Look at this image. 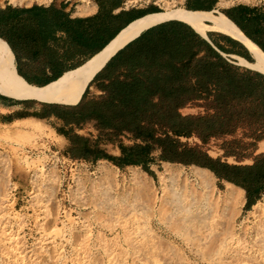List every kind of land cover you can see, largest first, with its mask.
I'll return each mask as SVG.
<instances>
[{
    "label": "trees",
    "instance_id": "16d2710c",
    "mask_svg": "<svg viewBox=\"0 0 264 264\" xmlns=\"http://www.w3.org/2000/svg\"><path fill=\"white\" fill-rule=\"evenodd\" d=\"M216 1L187 0L184 7L211 11ZM94 2L95 14L75 18L53 4L0 6V49L17 74L45 86L89 60L133 20L160 11L153 5L125 9L123 0ZM221 12L264 53V3ZM206 36L178 20L157 23L117 50L76 104L38 101L39 111L22 117L60 120L53 128L66 138L65 155L73 160L140 167L151 176L150 167L160 162L205 168L218 185L241 188L249 210L264 195V151L258 152L264 74L227 56L253 61L238 41L213 31ZM185 107L198 111L184 114ZM108 145L118 154H109ZM212 147L220 156L209 154Z\"/></svg>",
    "mask_w": 264,
    "mask_h": 264
},
{
    "label": "rangeland",
    "instance_id": "374dc122",
    "mask_svg": "<svg viewBox=\"0 0 264 264\" xmlns=\"http://www.w3.org/2000/svg\"><path fill=\"white\" fill-rule=\"evenodd\" d=\"M51 1L62 0L0 4ZM66 1L78 5L79 13L93 5ZM129 1L127 8L156 2L164 11L186 0ZM228 1L226 6L264 3ZM234 57L229 58L257 70ZM197 111L185 107L182 113ZM58 124L40 119V132L25 129L22 137L8 138L3 136L7 124L0 125V264H264V195L249 210L243 209L244 199L230 211L214 204L226 188L215 177L203 201L192 166L160 162L150 167L151 176L140 167L120 170L103 160H73L53 128ZM104 148L118 154L110 145ZM209 154L221 152L212 147ZM166 167L176 175L172 184L161 179ZM192 214L202 220L190 221Z\"/></svg>",
    "mask_w": 264,
    "mask_h": 264
},
{
    "label": "bare ground",
    "instance_id": "6f19581e",
    "mask_svg": "<svg viewBox=\"0 0 264 264\" xmlns=\"http://www.w3.org/2000/svg\"><path fill=\"white\" fill-rule=\"evenodd\" d=\"M13 1L22 2L24 0ZM228 3V0H219L217 5L219 7H224ZM177 4H174L175 6L169 8L166 7L164 11L148 13L138 18L125 30L118 34L114 39H112L100 52L92 56V58H89V60H87L81 66L67 71L66 73L61 75L60 78L45 86H35L28 84L22 77L17 74L12 58L5 51L0 49V69L5 71L9 76V82L7 85L8 91L15 96L34 99L44 103H57L66 105L76 104L80 99L88 82L117 50H119L127 42L135 38L145 29L150 28L157 23L172 19L188 24L198 34L204 37L206 36V30H209L222 33L239 41L249 51L254 61L253 64H248L255 66L257 71L264 74V53L255 44L248 40L235 26V24L231 20H229L222 12H219L217 10H189L181 4L178 6ZM94 7V5H91V7L84 6L82 11L84 13H88L93 11ZM241 60L242 62H245L243 58H241ZM39 122L40 119L34 117L15 120L5 125L6 130L3 132V136L6 138L13 135L14 137H16L15 135L21 136V133L24 132L25 129H28L30 133H36L40 130ZM57 138L61 139L60 136H57ZM263 149L264 141H261L258 144V151L261 152V150ZM191 166L193 168V176L196 178V180L204 190L203 201H207L209 197L208 194L212 188V181L214 179V176L209 170L205 168L194 165ZM163 175L164 177H162L161 179L164 182L169 181L171 184L174 183L176 175L171 168L166 167L164 169ZM224 184L226 185V188L221 193L220 197L216 201H214V204L221 205L226 210L229 209L230 211H233L244 201V191L229 182L224 181ZM195 199L190 196V201L192 203L195 202ZM179 201L178 204H181L179 203ZM188 217L190 221L196 220V222H200L202 220V217L198 215L192 214Z\"/></svg>",
    "mask_w": 264,
    "mask_h": 264
},
{
    "label": "crops",
    "instance_id": "0c3cea01",
    "mask_svg": "<svg viewBox=\"0 0 264 264\" xmlns=\"http://www.w3.org/2000/svg\"><path fill=\"white\" fill-rule=\"evenodd\" d=\"M187 1V0H186ZM185 1V3H186ZM219 0L216 1V3L213 5L211 11L213 9H215V7L217 6V3H218ZM91 4H93L95 7H94V10L93 12L91 13H79L77 12V6L75 7L72 3H69L67 2L66 0H62V1H51V2H48V3H31V4H13L11 2H7V3H4V4H0L1 7H4L5 4H11L12 6H19V7H30L32 6L33 4H37V5H43L45 7L53 4L57 9H62L63 12L69 14V16L71 18H75V17H87V16H91L93 14H95L97 12V4L94 2V0L90 1ZM239 4H242V5H250V6H253V5H258V4H246V3H237V4H234V5H229V6H225L224 8H220V11L221 10H224V9H229L233 6H236V5H239ZM185 6V4H184ZM147 7V6H146ZM146 7H136V8H146ZM125 9H128V8H125ZM119 9L115 10V12H117ZM190 10V9H189ZM154 13V12H153ZM148 14V13H147ZM144 16V15H143ZM226 16V15H225ZM142 17V16H141ZM227 17V16H226ZM140 18V17H139ZM138 19V18H137ZM136 20V19H135ZM134 21V20H133ZM132 21V22H133ZM130 22V23H132ZM128 23V25L130 24ZM127 25V26H128ZM126 26V27H127ZM125 27V28H126ZM123 30V29H122ZM121 30V31H122ZM120 31V32H121ZM119 32V33H120ZM209 32V31H208ZM118 33V34H119ZM219 33V32H217ZM117 34V35H118ZM222 34V33H221ZM116 35V36H117ZM204 37V36H203ZM204 38L207 39V36H205ZM231 38V37H230ZM233 39V38H232ZM112 40V39H111ZM235 40V39H234ZM249 40V39H248ZM237 41V40H236ZM239 42V41H238ZM240 43V42H239ZM254 44V43H253ZM243 45V44H242ZM244 46V45H243ZM245 47V46H244ZM248 51V50H247ZM100 52V51H99ZM249 52V51H248ZM97 54V53H96ZM250 54V53H249ZM95 55V54H94ZM93 55V56H94ZM226 56V55H224ZM228 57H233L235 58L234 56L236 55H227ZM251 56V55H250ZM239 57V56H238ZM92 58V57H91ZM241 58V57H240ZM252 58V57H251ZM236 59V58H235ZM245 60V59H244ZM246 61V60H245ZM248 62V61H246ZM85 63V62H84ZM237 63V62H236ZM83 64V63H82ZM81 64V65H82ZM238 64V63H237ZM80 65V66H81ZM240 65V64H238ZM244 66V65H243ZM79 67V66H78ZM244 67H247L249 68L248 66H244ZM77 68V67H76ZM75 69V68H74ZM252 69V68H250ZM72 70V69H71ZM69 71V70H67ZM66 73V71H64ZM64 72L62 74H64ZM4 74V77L2 76ZM61 74V75H62ZM60 75V76H61ZM59 78V77H58ZM9 76L8 74L3 71L2 69H0V125H5V124H9L15 120H21V119H24L25 117H22L23 116V113H32V112H36V111H39V105L37 104L38 101L34 100V99H27V98H23V97H19V96H15L13 94H11L9 91H8V88H7V85H8V82H9ZM53 82V81H52ZM17 98V99H15ZM19 98H21V100H18ZM184 109V108H183ZM182 109V110H183ZM181 110V112H182ZM26 118H28L26 116ZM10 120V121H8ZM53 121L55 119H52ZM57 123H59L58 125H60V120H55ZM79 134H81L83 132L82 135H87V133L83 130H79L77 131ZM59 135V134H57ZM62 136V135H61ZM64 139H65V142L66 141V138L64 136H62ZM67 146H68V143H67ZM260 152V151H258ZM224 183V182H223Z\"/></svg>",
    "mask_w": 264,
    "mask_h": 264
},
{
    "label": "built area",
    "instance_id": "2783aa9c",
    "mask_svg": "<svg viewBox=\"0 0 264 264\" xmlns=\"http://www.w3.org/2000/svg\"><path fill=\"white\" fill-rule=\"evenodd\" d=\"M162 1H164V0H162ZM182 1H184V0H182ZM130 2H131V1H129V0H123V6H124V8H127L128 5L130 4ZM151 5L156 6V7H158V8L160 9L159 4H157L156 2H153ZM148 6H149V5H148ZM131 7H135V6H131ZM131 7H130V8H131Z\"/></svg>",
    "mask_w": 264,
    "mask_h": 264
}]
</instances>
